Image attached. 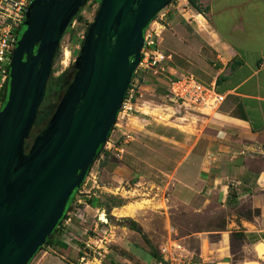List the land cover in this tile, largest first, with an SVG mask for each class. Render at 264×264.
<instances>
[{
    "label": "crops",
    "instance_id": "obj_1",
    "mask_svg": "<svg viewBox=\"0 0 264 264\" xmlns=\"http://www.w3.org/2000/svg\"><path fill=\"white\" fill-rule=\"evenodd\" d=\"M200 4L197 11L187 0H174L160 12L157 49L170 56L158 72L165 83L139 82V92L159 96L171 79L191 74L215 86L223 101L183 129L131 117L127 128L134 137L122 159L93 163L70 205L78 214L57 227L29 264H168L169 254L160 249H170L169 238L157 246L143 214L133 219L140 233L121 223L117 213L131 202L133 189L152 203L164 202L158 211L163 229L166 207L225 219L172 240L190 262L264 264V0ZM223 211L226 217L218 215ZM237 233L242 237H233Z\"/></svg>",
    "mask_w": 264,
    "mask_h": 264
},
{
    "label": "water",
    "instance_id": "obj_2",
    "mask_svg": "<svg viewBox=\"0 0 264 264\" xmlns=\"http://www.w3.org/2000/svg\"><path fill=\"white\" fill-rule=\"evenodd\" d=\"M88 0H31L0 109V264H29L106 141L140 61L143 34L174 0H101L69 84L30 145L67 28Z\"/></svg>",
    "mask_w": 264,
    "mask_h": 264
},
{
    "label": "built area",
    "instance_id": "obj_3",
    "mask_svg": "<svg viewBox=\"0 0 264 264\" xmlns=\"http://www.w3.org/2000/svg\"><path fill=\"white\" fill-rule=\"evenodd\" d=\"M30 3L31 0H0V78L2 82L8 76L9 62L17 41V30L24 22ZM162 18L163 15L159 12L144 31L139 64L133 73L134 76L117 112L112 129L98 158L94 161L96 163L105 159H122L127 144L134 137L133 132L127 128L131 117L140 114L159 123L180 128L210 115L216 111L224 99L223 95L216 91L215 86H206L191 74H179L171 79L166 92L159 96L157 101L143 99L144 95L139 92V80L133 83L135 75L139 71L148 69L156 72L162 71L163 62L170 58L157 49ZM139 100L140 104H138ZM79 194H81V187L78 188L75 197ZM71 218V212H67L58 227L66 226ZM172 248L178 253L169 254L168 264H200L190 262L180 245H174ZM160 252L164 255L166 250L161 248ZM226 264L244 263L229 262Z\"/></svg>",
    "mask_w": 264,
    "mask_h": 264
},
{
    "label": "rangeland",
    "instance_id": "obj_4",
    "mask_svg": "<svg viewBox=\"0 0 264 264\" xmlns=\"http://www.w3.org/2000/svg\"><path fill=\"white\" fill-rule=\"evenodd\" d=\"M101 0H88L87 3L79 10L78 16L80 19H74L73 23L68 27V29L65 31L63 37L60 40L59 43V49L56 58L54 59L53 65L51 67L53 73H52V80L56 84H61L63 85L66 80H69L71 75L74 72V62L76 57L79 54V50L81 48V42L83 41L85 37V33L88 29V25L92 23L96 12L99 8ZM25 30V26L22 24L20 29L17 31V37L19 38L23 31ZM66 52V53H65ZM160 72V71H158ZM156 72L155 70H145V71H139L138 74L135 75V79L133 80V83L137 80L141 83H146L151 85L152 87L155 88H160V86L164 85V81L160 77V74ZM140 75L141 78L139 77ZM69 78V79H68ZM138 78V79H137ZM6 80V79H5ZM5 80L3 82H5ZM2 82V84H3ZM164 82V83H163ZM1 84V85H2ZM0 85V88H1ZM139 85V84H138ZM54 86L50 87V92L53 91ZM149 90L145 89L142 91V94L145 96L143 99H153L154 101H157V98L159 96H148ZM138 104H140V100L138 101ZM56 106L55 101H52L51 103L47 104L45 106V110L39 114L38 118H40V121L42 124L46 122V120L50 117L52 114L54 108ZM38 120V119H37ZM183 129L184 127H180ZM30 145V144H29ZM100 167V168H99ZM98 167V172L101 169V166L99 164ZM97 171V169L93 168V172ZM98 177V176H97ZM101 177V175H100ZM103 179H107L105 176H103ZM108 180V179H107ZM145 193V192H144ZM76 194V190L72 193L70 196V200L74 198ZM79 197L78 195L75 197ZM136 200V201H135ZM129 203L125 204V207H130L134 211L132 214H128L126 212L125 207H123L120 211H118L117 214H119L121 223L129 227L133 219L139 218L140 214H143L144 217L147 218L148 222L151 225L152 230L156 234V238L158 239L157 241V246L159 245V242H162L165 240V236L168 239V246H170V249L168 248L166 252L168 254L171 253V248L176 245V242L172 241L174 239H177L180 236H184L190 232L193 231H198L201 229H209L211 227L220 225L221 222L223 223L225 219H216L218 217H211L209 211L205 212L206 214H201L199 216H194L187 211L183 210L182 208L178 206H173L171 208L166 207V211L169 213V221H170V226L175 230V232H171V229L169 228V224L167 222L166 228L163 229L162 225V216L161 214L158 213L160 206L165 208L164 202H157V203H152L151 201L146 200V195L139 193L137 190L133 189L129 192ZM122 212V213H121ZM73 215L78 214L77 211L72 213ZM219 216H224L226 217V212L223 211L221 213H218ZM73 217V216H72ZM163 230V231H162ZM168 232V235H165V233ZM191 246H195V243L192 242ZM170 251V252H169ZM233 251L234 248H233ZM238 254H236L235 257H237ZM32 260V259H31ZM244 264H250V263H244Z\"/></svg>",
    "mask_w": 264,
    "mask_h": 264
},
{
    "label": "trees",
    "instance_id": "obj_5",
    "mask_svg": "<svg viewBox=\"0 0 264 264\" xmlns=\"http://www.w3.org/2000/svg\"><path fill=\"white\" fill-rule=\"evenodd\" d=\"M188 1V4L193 8V9H196L197 11L201 10V4H200V0H187ZM79 13V12H78ZM78 13L76 14V16L73 18V19H80V17L78 16ZM22 26V25H21ZM90 26V24L88 25V27ZM20 29V28H19ZM18 29V30H19ZM68 29V28H67ZM17 30V31H18ZM86 34V33H85ZM18 39V37H17ZM83 42V41H82ZM81 42V44H82ZM58 49H59V46L57 47L55 53H54V56H53V59H52V62H51V67L53 65V62H54V59L56 58L57 56V53H58ZM8 71H9V68H8ZM52 69H51V74H50V77H49V80H48V84H47V91H46V94H45V97H44V100H43V103L40 107V112L39 113H42L46 108L45 106L49 103H51L52 101H55L56 105L57 103L59 102L63 92L65 91L67 85L69 84L70 82V79L69 80H66V82L63 83V85L61 84H56V86L54 85L55 82L52 80ZM134 76V74L132 75V77ZM132 79V78H131ZM54 86V89L53 91L50 92V87ZM7 93H8V76L6 77V80L5 82H3V84L1 85V88H0V109L3 107L4 103L6 102V98H7ZM40 117V116H39ZM44 124L45 122L42 124V122L40 121V118H38L36 124L33 126V128L31 129L30 131V136L28 138V140L26 141L25 145L28 146L29 144H31L33 138L42 130V128L44 127ZM110 133V132H109ZM109 135V134H108ZM102 147L103 145L100 147L99 151L96 153L94 159H93V162L89 165L88 169H87V173L89 172L91 166L93 165L94 161L98 158L101 150H102ZM86 173V175H87ZM83 183V182H82ZM77 192V190H76ZM73 200V199H72ZM72 200L69 199V201L67 202L66 204V207H65V211L63 213V217L62 219L58 222V224L56 225V227L53 229V231L48 235V237L46 238L43 246H41L38 250L40 251L50 240V238L52 237L53 233L56 231L58 225L60 224V222H62V220L66 217V213L70 211V205H71V202ZM129 228L137 231V232H141L140 228L137 227V224L135 222H131V224L129 225ZM233 237L235 238H241L242 237V234H233ZM36 252V253H37ZM36 253L34 254V256L36 255ZM33 256V257H34ZM31 261V260H30Z\"/></svg>",
    "mask_w": 264,
    "mask_h": 264
},
{
    "label": "bare ground",
    "instance_id": "obj_6",
    "mask_svg": "<svg viewBox=\"0 0 264 264\" xmlns=\"http://www.w3.org/2000/svg\"><path fill=\"white\" fill-rule=\"evenodd\" d=\"M66 53V52H65ZM124 209H126V212L128 213V214H132L133 213V209L132 208H130V207H125ZM122 213V212H121ZM263 249V248H262ZM264 251V250H263ZM261 255V254H260Z\"/></svg>",
    "mask_w": 264,
    "mask_h": 264
},
{
    "label": "clouds",
    "instance_id": "obj_7",
    "mask_svg": "<svg viewBox=\"0 0 264 264\" xmlns=\"http://www.w3.org/2000/svg\"><path fill=\"white\" fill-rule=\"evenodd\" d=\"M83 182H84V181H83ZM82 184H83V183H82ZM82 184H81V186H82ZM81 186H80V187H81ZM77 190H78V189H77Z\"/></svg>",
    "mask_w": 264,
    "mask_h": 264
}]
</instances>
